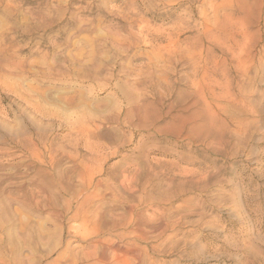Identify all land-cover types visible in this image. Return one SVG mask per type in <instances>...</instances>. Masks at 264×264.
<instances>
[{
  "label": "rangeland",
  "instance_id": "obj_1",
  "mask_svg": "<svg viewBox=\"0 0 264 264\" xmlns=\"http://www.w3.org/2000/svg\"><path fill=\"white\" fill-rule=\"evenodd\" d=\"M0 264H264V0H0Z\"/></svg>",
  "mask_w": 264,
  "mask_h": 264
}]
</instances>
